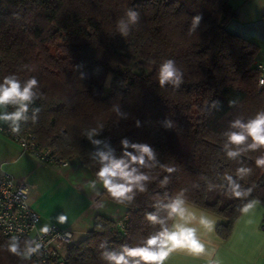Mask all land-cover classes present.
I'll list each match as a JSON object with an SVG mask.
<instances>
[{
  "label": "trees",
  "instance_id": "trees-1",
  "mask_svg": "<svg viewBox=\"0 0 264 264\" xmlns=\"http://www.w3.org/2000/svg\"><path fill=\"white\" fill-rule=\"evenodd\" d=\"M129 8L139 12V21L124 37L116 22L126 19ZM197 15L200 22L190 34ZM235 18L229 0H0V79L17 73L40 81L38 121L22 125L40 147L66 162L78 159L95 179V148L83 133L100 122L105 129L97 138L110 142L117 156L121 139L128 138L151 145L162 163L177 166L166 188L153 182L127 207L102 189L100 197L122 214L118 220L97 214L86 237L67 250V264H109L101 254L119 253L122 244L135 246L157 230L145 213L163 218L165 194L181 188L189 204L220 218L216 235L228 238L242 202L220 185L225 173L234 176L241 165L224 155L222 134L238 116L247 119L264 109L260 48L228 30ZM164 59L175 60L184 73L178 89L158 84ZM212 101L220 102L218 109ZM113 105L127 119L118 118ZM166 118L172 129L163 127ZM260 154L242 157L252 172L240 183L253 188L249 199L264 202V170L255 165ZM207 181L216 188L209 190ZM7 242L0 239V264H28L4 249Z\"/></svg>",
  "mask_w": 264,
  "mask_h": 264
},
{
  "label": "clouds",
  "instance_id": "clouds-1",
  "mask_svg": "<svg viewBox=\"0 0 264 264\" xmlns=\"http://www.w3.org/2000/svg\"><path fill=\"white\" fill-rule=\"evenodd\" d=\"M124 16L126 19H118L116 28L122 36L127 37L130 34V26L136 25L139 21V12L129 8ZM200 19L199 15L192 18L190 34L195 30ZM23 67L29 72L35 71L28 65ZM183 77L184 73L175 60L164 59L160 63L157 79L161 88L170 85L178 89L184 82ZM42 98L43 93L37 76L30 75L22 79L17 73L5 75L0 79V122L6 124L13 135H20L22 125L29 121L33 124L38 121L41 109L35 104ZM212 104L218 109L220 102L212 101ZM235 104L236 101H229L230 107ZM112 109L118 118L127 119V114L121 111L120 105H113ZM162 125L166 129H172L174 122L166 118ZM136 126H141L139 120L136 121ZM104 129L105 125L97 122L95 127H90L83 133L95 148L91 159L99 165L95 179L89 182L97 196L102 195L100 188L97 187L99 184L112 201L127 207L139 194L147 193L149 185L153 182L158 181L161 188L167 187L171 175L177 171V166L162 163L157 151L151 145L131 142L128 138L121 139L122 152L117 156L110 142L97 138ZM222 135L224 139L221 147L224 155L228 160L235 161L241 166L235 169L234 176L225 173L220 187L230 198L242 202L238 211L246 215L261 201L249 199L253 188H245L240 183L252 172L250 167L243 165L242 157L249 152L259 151L261 154L256 157L255 165L264 170V109L247 119L243 116L233 119L229 122L228 130ZM162 173L167 175L161 178ZM194 186L199 187L195 184ZM207 186L209 190L216 188L211 181H207ZM186 193L187 189L181 188L174 195L165 194L164 198L167 202L160 205L165 216L161 218L150 212L145 213L144 216L149 224L159 225V228L141 238L135 246L122 244L119 253L104 252L101 254L102 258L109 261V264H164L172 252L184 249L190 255L207 257L208 264H218L212 258L215 255V248L209 249L210 241L206 242L201 235V229L206 234L214 232L217 221L206 213L192 208ZM103 206L102 203L101 207ZM60 220L63 222L65 217L61 216ZM48 231L47 225L40 229L43 234ZM101 247H104L103 243ZM4 249L22 260H30L34 254H40L41 243L36 239H27L22 248L19 237L12 236Z\"/></svg>",
  "mask_w": 264,
  "mask_h": 264
},
{
  "label": "crops",
  "instance_id": "crops-1",
  "mask_svg": "<svg viewBox=\"0 0 264 264\" xmlns=\"http://www.w3.org/2000/svg\"><path fill=\"white\" fill-rule=\"evenodd\" d=\"M229 2L235 10L236 18L228 24V30L257 44L260 48V62L264 63V20H262L264 0H229ZM0 124L3 123L0 122ZM36 159L33 155L22 153L14 141L0 134V171L9 174L18 182L27 184L29 194L31 188H35L36 184L35 182L29 184L25 179L27 180L30 177L36 181L47 179L56 182L65 178L68 179L73 174V169L78 168L77 170H80L82 165L80 161L79 163L74 161L78 159L73 158L67 161L72 165L57 169L51 165L38 163ZM79 164H81L80 167ZM16 167H20L21 170L14 169ZM97 187L102 191L101 186ZM65 189L68 200L73 205L70 207L71 217L66 220V224H63L64 228L54 224L47 226L53 225L70 232L75 242H79L86 237L95 216L99 214L98 212L103 210L102 213L105 214L109 212L110 208L114 210L116 215H121L118 208L110 207L111 205L103 201L105 200L104 197L97 196L90 185L83 189L81 185L71 188L75 193L70 191L69 188ZM102 203L103 207H101ZM189 205L198 212H204L210 218L216 220V226L220 223L221 220L218 216L192 204ZM31 207L39 215L37 229L40 231L46 223L51 221L45 219V211L39 204L32 202ZM77 213L79 218L73 220ZM262 224H264V202L258 204L246 215L240 213L228 238L222 240L216 235V231L206 234L203 229H201V235L206 242L210 241V244H208L209 249L215 248V255L212 258L218 264H264V227H262ZM164 264H208V258L190 255L184 249H177L170 254Z\"/></svg>",
  "mask_w": 264,
  "mask_h": 264
},
{
  "label": "built area",
  "instance_id": "built-area-1",
  "mask_svg": "<svg viewBox=\"0 0 264 264\" xmlns=\"http://www.w3.org/2000/svg\"><path fill=\"white\" fill-rule=\"evenodd\" d=\"M258 68V86L262 87L264 65L259 64ZM0 134L14 141L22 153L33 155L43 164L67 165L53 151L40 147L28 131L22 130L20 135H13L6 124H0ZM38 222L39 215L30 204L29 186L0 171V239L9 241L12 236H18L20 243L27 239H36L41 243L40 254H34L27 260L28 264H67V250L75 243L72 234L53 225L48 227V233L43 234L37 229Z\"/></svg>",
  "mask_w": 264,
  "mask_h": 264
},
{
  "label": "rangeland",
  "instance_id": "rangeland-1",
  "mask_svg": "<svg viewBox=\"0 0 264 264\" xmlns=\"http://www.w3.org/2000/svg\"><path fill=\"white\" fill-rule=\"evenodd\" d=\"M109 80H110V76H108L106 80V84L109 83ZM36 161L38 163H41L37 159ZM74 161L76 163H79V160H74ZM70 165L72 164L68 162L65 167H69ZM80 165L81 164H79V167ZM54 167L57 169L65 168L58 166H54ZM14 169L21 170L20 167H16ZM77 169L76 168L73 169L74 172L72 175L69 176L68 179L65 178L56 182L47 179L36 181L30 177L27 180L25 179V181H27L29 184H33L32 182H35L36 184V187L31 188L30 190L29 200H30V204L32 202L37 205L39 204V206H41L42 209L45 211V215H46L45 219L51 221L49 223H46V225L54 224L57 225L58 227L64 228L63 224H66L67 223L66 220L69 219V217H71L70 207L73 206L68 200L67 194L65 192L66 190L65 188H69L70 191L75 193V191L71 190V188H76L78 185H81V188L83 189L84 187H88L90 185L89 184L90 181L94 180L86 167L81 165V169L80 170ZM84 180H85V184H84ZM97 186L100 187L99 184ZM103 201L111 205L110 207H118L117 205L110 203L106 199ZM102 212L103 210L98 213L103 214ZM78 213L73 217V220H77L79 218ZM104 215H106L107 217L113 220H118L121 216V215H116L114 213V210L110 208H109V212L105 213ZM61 216L65 217V220L63 222H61L60 220ZM75 239L78 240L77 237H75Z\"/></svg>",
  "mask_w": 264,
  "mask_h": 264
}]
</instances>
